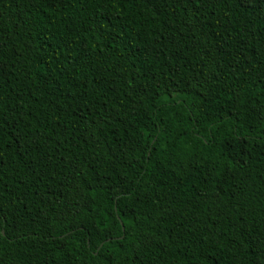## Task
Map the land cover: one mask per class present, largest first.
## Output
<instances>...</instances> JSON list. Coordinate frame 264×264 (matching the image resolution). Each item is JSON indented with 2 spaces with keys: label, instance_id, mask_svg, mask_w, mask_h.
I'll return each instance as SVG.
<instances>
[{
  "label": "trees",
  "instance_id": "16d2710c",
  "mask_svg": "<svg viewBox=\"0 0 264 264\" xmlns=\"http://www.w3.org/2000/svg\"><path fill=\"white\" fill-rule=\"evenodd\" d=\"M0 264H264V0H0Z\"/></svg>",
  "mask_w": 264,
  "mask_h": 264
}]
</instances>
